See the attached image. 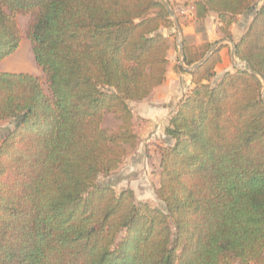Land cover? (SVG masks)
Here are the masks:
<instances>
[{
  "label": "trees",
  "instance_id": "1",
  "mask_svg": "<svg viewBox=\"0 0 264 264\" xmlns=\"http://www.w3.org/2000/svg\"><path fill=\"white\" fill-rule=\"evenodd\" d=\"M195 0L218 15L244 68L216 83L221 50L180 69L192 88L161 149L165 209L98 177L134 143L131 101L167 78L175 21L162 0H0V61L20 46L17 14L42 78L0 70V264H264V3ZM254 15L234 39L238 15ZM191 66L205 53L184 44ZM107 112L120 121L104 127Z\"/></svg>",
  "mask_w": 264,
  "mask_h": 264
},
{
  "label": "rangeland",
  "instance_id": "2",
  "mask_svg": "<svg viewBox=\"0 0 264 264\" xmlns=\"http://www.w3.org/2000/svg\"><path fill=\"white\" fill-rule=\"evenodd\" d=\"M263 3L264 0H257L256 6L259 7ZM170 7L178 19L181 31L178 30L177 26L175 25L174 27H162L161 32L168 39V41H171L173 50L176 52V55H174L171 61L175 62V68H177L179 67L180 63L182 65H186L182 61L183 55L180 52L181 44L183 45V49L184 44H186V38L180 24L181 16L184 15V13L182 12V7L174 8L172 5H170ZM253 15L254 12L250 10L244 14L238 15L235 18V22L230 26L234 39H238L243 31L248 29ZM16 18L18 20L19 26L22 29L23 39L19 48L13 54H11L13 59L12 62H14L13 66L11 67L14 70L29 72L41 77L44 87L46 90H48V82L46 80L45 74L36 62L31 42L26 35L30 15L20 13L17 14ZM172 19L174 20L173 17ZM233 43L234 41L220 30V23L218 21L217 26L213 28V36L210 42L208 41L200 46L189 44L186 45L191 47L194 52L205 53L204 56L211 49H216L221 45H226L221 50L223 58L222 62L217 65L216 75L211 79V83L214 84L219 81L224 72L235 71V69L243 68L246 65L244 61L238 59L236 56H232ZM179 55L181 56L180 61ZM189 91L190 89L185 93V95ZM138 103L139 101L130 102V107L133 111L134 131L137 134L136 141L134 143L125 144L126 153L119 167L110 174H101L98 177V181L101 184L111 185L118 194L123 190L130 189L133 191L134 199L136 201H147L154 206L165 209V203L161 199L159 192L161 176V149L163 147L170 146L174 141L165 133V129L168 125L165 126L163 124L160 127V123L156 124L154 122V124H156L154 131L149 130L150 124L145 118H142V116L137 114V105L140 104ZM14 123V119H5L0 121V145L7 132L13 129ZM119 123L120 121L114 116L113 113H106L104 127H106L109 131L116 130L119 126Z\"/></svg>",
  "mask_w": 264,
  "mask_h": 264
},
{
  "label": "crops",
  "instance_id": "3",
  "mask_svg": "<svg viewBox=\"0 0 264 264\" xmlns=\"http://www.w3.org/2000/svg\"><path fill=\"white\" fill-rule=\"evenodd\" d=\"M162 1L172 5L174 8H185V13L181 16L180 24L186 38V44L200 46L208 41L210 42L213 36V28L218 24V15L215 12L210 11L205 19L200 20L197 18L195 0ZM245 31L246 30H244L243 33H245ZM169 42L170 49L168 51V59L170 61L167 66L166 81L154 88L152 93L143 100H140V104L138 103L139 105H137V114L147 120L150 124V131H154L157 123H160V127L163 124L165 126L168 125L169 119L177 109L178 103L185 96V93L193 86L191 75L180 69L182 64L179 62V67L175 68V62L171 61L174 55H176V52L173 50L171 41ZM12 60L11 55L1 60L0 70L18 72L19 70H14L11 67L14 64ZM180 60L181 56L179 55V61ZM154 122L156 124H154Z\"/></svg>",
  "mask_w": 264,
  "mask_h": 264
},
{
  "label": "water",
  "instance_id": "4",
  "mask_svg": "<svg viewBox=\"0 0 264 264\" xmlns=\"http://www.w3.org/2000/svg\"><path fill=\"white\" fill-rule=\"evenodd\" d=\"M166 6H167L168 10L170 11L172 17L174 18L178 30H180V26H179V23H178V19H177V17L175 16V13L172 11V9H171V7H170V5H169L168 3H166ZM180 31H181V30H180ZM213 50H214V49H211V50H210V51H209V52H208V53H207V54H206V55H205L200 61L196 62L195 64H193V65H191V66H186V65H183V66H184L185 69H187V70H192V69L198 67L200 64H202V63L208 58V56L212 53ZM180 52H181V54L183 55V59H182V61H183V63H184V50H183V45H182V44H181ZM232 56H233V57L236 56V55H235V44H234V43H233V49H232Z\"/></svg>",
  "mask_w": 264,
  "mask_h": 264
},
{
  "label": "built area",
  "instance_id": "5",
  "mask_svg": "<svg viewBox=\"0 0 264 264\" xmlns=\"http://www.w3.org/2000/svg\"><path fill=\"white\" fill-rule=\"evenodd\" d=\"M182 12L185 13V8L182 7ZM244 68V67H243Z\"/></svg>",
  "mask_w": 264,
  "mask_h": 264
}]
</instances>
